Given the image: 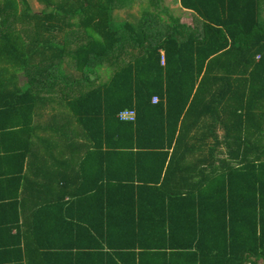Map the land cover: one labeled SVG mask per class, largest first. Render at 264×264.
Masks as SVG:
<instances>
[{
    "label": "trees",
    "instance_id": "obj_1",
    "mask_svg": "<svg viewBox=\"0 0 264 264\" xmlns=\"http://www.w3.org/2000/svg\"><path fill=\"white\" fill-rule=\"evenodd\" d=\"M41 1L45 8L33 12L27 0H0V111L30 117L36 84L48 76L64 81L61 65L70 56L78 68L75 79L94 86L70 107L95 150L105 148L104 177L85 183L71 201L37 210L33 225L68 231L20 249L17 264H264V136L260 147L248 146L249 138H231L247 147L229 155L231 162L241 158L238 170L228 168L200 186H168L186 120L198 101H239L241 85L246 106L239 108H245L246 120L241 113L231 127L238 133L249 126L253 108L264 121L262 0H181L203 19L197 29L166 24L158 12L114 26L116 0ZM25 30L30 36L22 35ZM260 31L261 44L254 39ZM129 45L136 55L115 61L116 50ZM109 54L115 62L101 82L97 70ZM47 65L58 67L47 73ZM229 65L252 72L228 73L229 67L212 72ZM18 74L26 79L21 87ZM124 109L136 110L134 122L116 118ZM109 157L115 158L116 182L108 177ZM136 173L148 176L139 187Z\"/></svg>",
    "mask_w": 264,
    "mask_h": 264
},
{
    "label": "crops",
    "instance_id": "obj_2",
    "mask_svg": "<svg viewBox=\"0 0 264 264\" xmlns=\"http://www.w3.org/2000/svg\"><path fill=\"white\" fill-rule=\"evenodd\" d=\"M138 1L128 0L127 8L119 9L116 6L113 15H122V21L136 22L145 12H158L159 19L166 24L174 21L178 27L184 24L192 29L203 26L201 16L182 6L181 0L148 1L142 7H139L142 3ZM121 10L123 11L119 13ZM259 17V24L264 29V0L260 3ZM164 29L167 30V27L164 26ZM178 29L176 27V30ZM186 35V29H182L181 37L185 38ZM262 36L261 31L257 32L254 39L261 44ZM115 53V61L123 62L130 60L137 51L129 45V48L123 46ZM260 55H256L257 60ZM113 58L114 54H109V58L98 68L99 73L103 72V69L112 72L111 68L115 62ZM72 61L71 57L66 55L61 65L65 74L64 81H55L53 77L48 76L45 83L36 84L34 96L31 97L35 107L30 117L20 114L19 111H0V264H17L20 249L29 245L36 246L42 243L41 240L47 241L50 239L47 234L68 231L33 225L37 210L42 209L48 202L71 201L83 190L85 183L91 186L95 181L101 182L102 175L104 177L100 153L104 152L105 148L95 150L70 107L71 101L79 99L94 86L75 79L78 68ZM57 67L58 65H47L46 72L49 73ZM228 67V73L240 75L252 72V67L247 69L245 65L237 68H232L231 65L220 66L212 72L225 73ZM98 80L100 81L99 78ZM25 83L26 79L18 74V87ZM238 89L239 101L231 97L217 101L210 98L198 101L200 103L186 120L183 141L174 156V170L168 180L170 189L208 184L205 181L207 178L223 176L228 168L238 170L241 158L231 162L229 155L246 152L247 147L231 142V138L235 136L251 139L248 146L262 145L260 138L264 136V121L261 110L253 108L249 114L251 124L247 127L244 124L238 133L231 127L237 115L241 113L244 114L243 120H246L245 108L243 112L239 108L240 105L246 106V103L242 102L244 87L239 85ZM27 104L24 105L25 108L28 107ZM16 122L17 124H14ZM223 122L225 124H222ZM172 151L173 148L170 153ZM111 160L112 157H109L108 177L110 182H116L119 173L115 158ZM134 178V185L139 187L148 176H145V173H136ZM177 203L173 205L176 208L179 207ZM146 209L147 206L145 211ZM174 213L178 215L179 211L175 210ZM150 214L151 210L144 216L147 218ZM207 215H212V212ZM149 224L150 222L146 221L145 226ZM68 240V236L63 238L64 243Z\"/></svg>",
    "mask_w": 264,
    "mask_h": 264
},
{
    "label": "rangeland",
    "instance_id": "obj_3",
    "mask_svg": "<svg viewBox=\"0 0 264 264\" xmlns=\"http://www.w3.org/2000/svg\"><path fill=\"white\" fill-rule=\"evenodd\" d=\"M28 1V3H29V5H30V7H31V9H32V11L33 12H40L42 9H44L45 8V6H46V4H45V2H42L41 0H27ZM148 1H151V0H139L138 2H141L142 4H140L139 5V7H142V5H144V4H147V2ZM128 5H129V3H128V0H121V1H119V2H117V0L115 1V4H114V7L115 6H117V7H119V9L120 8H127L128 7ZM116 11V10H115ZM114 11V12H115ZM123 10H121V11H119V13H121ZM117 12V11H116ZM123 16L122 15H113V18H112V24L114 25V26H120L123 22H122V20H121V18H122ZM157 19V18H156ZM26 25H28V24H26ZM25 25V26H26ZM32 27V31H33V28H34V26H33V23H31L30 24ZM19 28H20V25L18 26ZM22 27H24V26H22ZM21 27V28H22ZM27 35V36H30V34L29 33H27V31L25 30L24 32H22V35ZM110 72H109V70L108 69H103V72H100L99 73V70H98V72H97V75H98V78L100 79V81L101 82H105V81H107L108 80V78H109V76H110V74H109ZM109 74V75H108ZM108 75V76H107ZM106 76H107V79H105L106 78ZM90 79H92L91 77H90ZM22 82V81H21ZM260 264H262V263H260Z\"/></svg>",
    "mask_w": 264,
    "mask_h": 264
},
{
    "label": "built area",
    "instance_id": "obj_4",
    "mask_svg": "<svg viewBox=\"0 0 264 264\" xmlns=\"http://www.w3.org/2000/svg\"><path fill=\"white\" fill-rule=\"evenodd\" d=\"M164 60V55H162V61ZM159 98L153 97V103H158ZM137 113L134 109H124L117 113L116 118L123 122H134L136 120Z\"/></svg>",
    "mask_w": 264,
    "mask_h": 264
}]
</instances>
